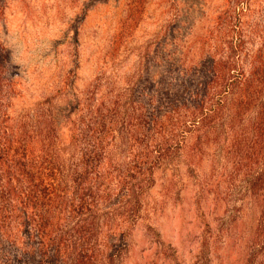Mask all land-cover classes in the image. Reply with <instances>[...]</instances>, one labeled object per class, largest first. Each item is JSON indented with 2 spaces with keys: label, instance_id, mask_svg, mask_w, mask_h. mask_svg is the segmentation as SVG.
Wrapping results in <instances>:
<instances>
[{
  "label": "trees",
  "instance_id": "obj_1",
  "mask_svg": "<svg viewBox=\"0 0 264 264\" xmlns=\"http://www.w3.org/2000/svg\"><path fill=\"white\" fill-rule=\"evenodd\" d=\"M125 2L131 27L147 0ZM181 42L144 74L102 72L17 110L0 41V264H123L156 172L218 151L259 205L246 264L264 251V0H224Z\"/></svg>",
  "mask_w": 264,
  "mask_h": 264
},
{
  "label": "rangeland",
  "instance_id": "obj_2",
  "mask_svg": "<svg viewBox=\"0 0 264 264\" xmlns=\"http://www.w3.org/2000/svg\"><path fill=\"white\" fill-rule=\"evenodd\" d=\"M125 1L4 0L0 41L22 81L15 109L70 84L80 90L102 72L144 74L153 56L178 54L175 44L224 2L147 0L130 27ZM114 34L119 54L104 65ZM232 167L230 152L218 151L204 155L194 171L159 169L123 264H246L259 205L238 181L243 169L230 181ZM253 264H264V251Z\"/></svg>",
  "mask_w": 264,
  "mask_h": 264
}]
</instances>
